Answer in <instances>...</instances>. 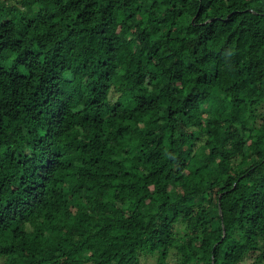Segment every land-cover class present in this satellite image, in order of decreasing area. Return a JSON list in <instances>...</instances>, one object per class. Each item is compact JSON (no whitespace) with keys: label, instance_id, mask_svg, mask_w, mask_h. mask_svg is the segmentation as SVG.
<instances>
[{"label":"trees","instance_id":"obj_1","mask_svg":"<svg viewBox=\"0 0 264 264\" xmlns=\"http://www.w3.org/2000/svg\"><path fill=\"white\" fill-rule=\"evenodd\" d=\"M149 258L264 264V0H0V264Z\"/></svg>","mask_w":264,"mask_h":264},{"label":"rangeland","instance_id":"obj_2","mask_svg":"<svg viewBox=\"0 0 264 264\" xmlns=\"http://www.w3.org/2000/svg\"><path fill=\"white\" fill-rule=\"evenodd\" d=\"M251 261H249L248 263H250ZM142 264H156V260L154 259H146V260H143Z\"/></svg>","mask_w":264,"mask_h":264},{"label":"bare ground","instance_id":"obj_3","mask_svg":"<svg viewBox=\"0 0 264 264\" xmlns=\"http://www.w3.org/2000/svg\"><path fill=\"white\" fill-rule=\"evenodd\" d=\"M2 254V253H1ZM31 260V259H30ZM28 263V262H27Z\"/></svg>","mask_w":264,"mask_h":264}]
</instances>
